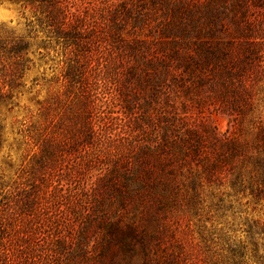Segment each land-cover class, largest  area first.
Masks as SVG:
<instances>
[{
    "label": "trees",
    "instance_id": "16d2710c",
    "mask_svg": "<svg viewBox=\"0 0 264 264\" xmlns=\"http://www.w3.org/2000/svg\"><path fill=\"white\" fill-rule=\"evenodd\" d=\"M13 1L39 7L47 32L68 48L61 77L70 96L55 137L45 103L26 129L35 151L21 186L15 183L0 202V264H121L118 257L130 262L137 253L135 244L142 264H196L171 215L198 205L205 187L215 184L246 188L264 205V122L251 140H240L193 126L188 109L200 117L207 110L225 113L235 126L252 113L264 76V0H155L178 19L175 31L129 40L120 35L123 17L136 9L133 1L152 0H132L119 16L99 17L74 13L67 0ZM107 22L109 32L101 33ZM103 40L109 58L100 52ZM27 46L17 40L16 62L4 63L0 105L11 103L21 85ZM118 57L128 62L123 86L116 81ZM145 85L146 98L139 92ZM108 90L123 115L114 133L106 117L93 113L107 104ZM137 111L139 119L128 125ZM1 132L0 119V145ZM71 225L78 226L74 242ZM92 233L98 235L93 252L85 244ZM242 249L228 250V264L242 263Z\"/></svg>",
    "mask_w": 264,
    "mask_h": 264
},
{
    "label": "rangeland",
    "instance_id": "374dc122",
    "mask_svg": "<svg viewBox=\"0 0 264 264\" xmlns=\"http://www.w3.org/2000/svg\"><path fill=\"white\" fill-rule=\"evenodd\" d=\"M67 2L71 11L80 16L99 17L104 12H109L110 16L112 14L119 16L120 13H123L121 5H130L132 0H67ZM153 2L155 0L145 4L133 1L136 9H132L127 18L123 17V21L119 24L120 35L123 39L129 40L133 35L151 37L163 33V31H171L170 33L175 31L178 19L170 18L164 6ZM176 6H179L178 3ZM167 20H170L172 25H168ZM201 26L202 29L207 31L206 25ZM109 28L110 24L107 22L100 32L107 33ZM47 31L43 24V13L36 5L30 6L13 0H0V79L5 74L4 63L16 62V55L12 50L16 41L21 39L28 45L23 54L24 69L19 80L21 85L13 88L11 103L0 105L2 126L0 145V186H2V189L0 190V202L2 203L6 191L12 190L15 183L16 189L20 187L27 175L25 172L28 169L26 168L32 159L35 148L26 136V129L37 120L40 105L45 103L49 106V124L47 128L53 137L60 131L61 124L65 120L70 93L65 86L61 73L64 70L68 56V48H64L63 43ZM104 38L109 40L107 36ZM101 46L102 56L109 58L111 52L106 49L107 46L104 44V40ZM127 64L128 62L122 63L120 60V63L116 66L117 72H119L116 81L120 86L124 84L123 75L126 74ZM141 69L140 71H143ZM140 71L139 73H141ZM147 72L152 74V70ZM141 74L147 73L142 72ZM157 74L155 72V75ZM157 77L155 76L153 79L156 80ZM137 88L139 87L135 86V89ZM132 91L135 90L132 89ZM139 92L144 98L149 95L146 85ZM196 93L203 95L201 90ZM102 96L107 104H104L100 110L93 113L98 117H106V120L109 121V131L114 133L123 123L122 120L118 119L123 117L122 110L119 108L118 102H113L110 90L104 91ZM189 97L191 98V96ZM60 99L65 102L64 107H60L58 102ZM188 102L191 103L190 100ZM9 108L10 110H8ZM161 108L162 105H159V112ZM177 108L178 110L181 109L180 107ZM154 109L156 110L157 106ZM188 109L194 112V115H192L193 126L203 123L208 127H214L216 132L222 134L231 132L237 135L240 140H251L257 122H264V76L254 89L252 113L239 126H235L225 113H207L209 112L207 110L200 117L195 113L197 111L195 108ZM100 111H102V114ZM139 114L141 112L137 111L134 114L135 117L126 119V122L129 121L128 125L130 122L132 125L133 122H137L136 119L137 117L139 119ZM133 119L135 120L132 121ZM144 133H148V130L145 129L143 135ZM139 135L137 134V136ZM147 137L149 138V133ZM64 161L71 162L73 159L72 157H66ZM90 173L92 175L91 179H93L96 172L91 171ZM227 185L215 184L205 187L200 195L198 205L189 209L182 207L177 214L171 215L169 219L171 222L173 221V225L181 233L189 256L196 264H228V250L240 249V247H243L244 252L240 264H264V234L260 230L261 227H264V205L261 201H257L249 195L246 188H230ZM87 207L89 206L86 204ZM1 209L3 208L0 207V213ZM176 220L179 221L174 222ZM138 224L139 227L148 226L147 222L144 221H139ZM153 227L155 228V225L152 226V229ZM70 228L71 231L68 230V232L71 233V241L74 242L79 238L78 226L71 225ZM95 233L88 235L85 243L87 249L90 248L88 250L91 252H93L92 247L98 241V235ZM135 245L137 253L132 256L131 261L126 262L120 256L117 259L118 262L121 264H142L141 249L137 244ZM77 263L81 264L80 259H77ZM34 264H37V262H34ZM85 264L96 263L89 261Z\"/></svg>",
    "mask_w": 264,
    "mask_h": 264
}]
</instances>
